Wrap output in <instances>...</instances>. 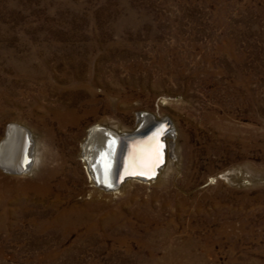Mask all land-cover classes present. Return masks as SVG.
<instances>
[{"label":"rangeland","instance_id":"rangeland-1","mask_svg":"<svg viewBox=\"0 0 264 264\" xmlns=\"http://www.w3.org/2000/svg\"><path fill=\"white\" fill-rule=\"evenodd\" d=\"M140 112L175 166L94 190L86 131ZM9 123L36 165L0 169V264H264V0H0Z\"/></svg>","mask_w":264,"mask_h":264},{"label":"bare ground","instance_id":"bare-ground-1","mask_svg":"<svg viewBox=\"0 0 264 264\" xmlns=\"http://www.w3.org/2000/svg\"><path fill=\"white\" fill-rule=\"evenodd\" d=\"M54 114L62 123L64 117L61 118V113L55 111ZM136 121L138 123L131 131H126L110 121L95 123L86 131L78 156L94 190L115 193L134 182L155 183L175 166L176 138L171 126L162 138L165 143V158L155 175V168L162 158V143L159 142V137L164 126L161 123L166 119L158 118L153 113L140 112ZM144 128L153 133L144 138L125 137L130 132ZM26 129L9 123L0 140V169L5 173L26 174L36 165ZM125 173L132 176L124 178ZM222 177L224 174L218 175V179ZM210 179L215 180L214 177Z\"/></svg>","mask_w":264,"mask_h":264},{"label":"water","instance_id":"water-1","mask_svg":"<svg viewBox=\"0 0 264 264\" xmlns=\"http://www.w3.org/2000/svg\"><path fill=\"white\" fill-rule=\"evenodd\" d=\"M161 125H163L164 126V129H163V131H162V133L160 134V140H159V142L160 143H162V149H161V152H162V158H161V163L160 164H158L157 166H156V168H155V175L157 174V170L160 168V166L163 164V162H164V158H165V143H164V141L162 140V138L165 136V134H166V130L167 129H169V123H168V121H164V122H162L161 123ZM151 133H153V132H151L150 130L148 131V128H144V129H142V130H137V131H133V132H130V133H128L125 137H134V136H137V137H139V138H144V137H146V136H148L149 134H151ZM130 140V139H129ZM121 175V174H120ZM119 175V176H120ZM137 176H140V177H145V176H143V175H141V174H136ZM127 176H132V174H127V173H125L124 175H123V177L125 178V177H127Z\"/></svg>","mask_w":264,"mask_h":264}]
</instances>
